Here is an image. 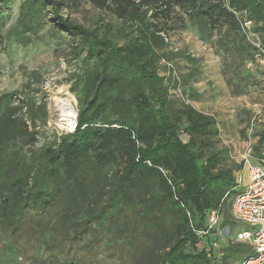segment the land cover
I'll list each match as a JSON object with an SVG mask.
<instances>
[{"label":"trees","instance_id":"16d2710c","mask_svg":"<svg viewBox=\"0 0 264 264\" xmlns=\"http://www.w3.org/2000/svg\"><path fill=\"white\" fill-rule=\"evenodd\" d=\"M13 1L0 0V14ZM90 1L111 11L122 27L114 31L72 21L68 11L80 0H21L17 25L8 33L24 47L48 23L68 36L79 60L69 78L78 112L74 131L26 150L39 135L28 123L36 129L46 117L44 106L22 100L12 107L17 93L0 97L1 229L18 232L32 214L58 209L70 240L94 236L91 244L130 252L134 264H242L253 258V248L232 240L213 248L217 231L227 228L235 239L247 228L231 215L242 166H229L228 148L218 147L216 116L187 103L202 101L203 95L171 93L159 73V50L167 46L161 34L171 28L169 19L177 9L202 18L212 29L227 26L239 37L241 58L249 48L232 10L247 11L264 49V0ZM257 148L263 149L262 159L264 131ZM214 211L221 223L208 231Z\"/></svg>","mask_w":264,"mask_h":264},{"label":"rangeland","instance_id":"374dc122","mask_svg":"<svg viewBox=\"0 0 264 264\" xmlns=\"http://www.w3.org/2000/svg\"><path fill=\"white\" fill-rule=\"evenodd\" d=\"M213 1L228 4V0ZM20 3L21 0H14L0 14V97L17 93L12 97V107L19 106L22 100L28 104L33 102L36 107L44 106L46 117L36 122V129L28 123L29 130L39 135L38 142L27 150L38 149L74 128L62 122L57 104L69 103L74 107L75 124L78 103L70 92L69 78L78 71L79 60L72 54V41L68 36L57 33L49 23L28 47L8 39V33L17 25ZM68 14L72 21L86 26H110L114 31L122 27V21L111 11L96 8L90 0H80ZM151 15L152 12L148 17ZM151 21L157 22L153 18ZM169 22L171 28L161 34L167 46L159 50L162 55L159 73L171 93L180 96L195 91L203 95L199 102L184 98L189 99L187 103L196 110L216 116L220 130L218 147L228 148L229 166H241L240 160L249 144L255 163L263 164L264 157H259L263 149L257 150L259 135L264 131V55L256 51L258 35L253 31L251 35L240 31L249 48L248 55L241 58L242 54L236 49L239 37L227 26L212 29L202 18L178 9ZM176 27L181 29H174ZM195 69L199 70L195 78L191 83H184L186 76ZM198 77L201 79L195 81ZM175 85L177 91L173 89ZM261 111L259 120L255 119ZM24 112L23 108L18 114ZM181 138L189 141L185 134ZM244 179L246 181V176ZM1 228L0 264H134L130 252L109 250L101 243L91 244L94 236L87 235L78 242L70 240L71 235L61 225L58 209L32 214L18 232ZM228 230L212 234L211 242L217 244L216 250L230 240L238 244L233 234L226 236Z\"/></svg>","mask_w":264,"mask_h":264},{"label":"built area","instance_id":"2783aa9c","mask_svg":"<svg viewBox=\"0 0 264 264\" xmlns=\"http://www.w3.org/2000/svg\"><path fill=\"white\" fill-rule=\"evenodd\" d=\"M232 12L241 24V31L245 35L249 32L248 35L253 34L254 23L248 19V12L238 13L234 10ZM256 47V51L264 55L259 37ZM262 112L257 113L255 119L259 120L258 118ZM75 128L76 122L71 132ZM240 161L243 168L238 176L237 188H240V190L232 203L231 215L236 223L247 226V228L236 234L235 242L249 245L255 252L253 258L244 261L242 264H264V160L261 161L263 164L255 163L256 160L252 156V149L249 144ZM220 223L221 218L218 212H212L208 231L218 229ZM208 231L202 235H206ZM228 234L229 231H227L226 236ZM216 246V243L213 244V248H216Z\"/></svg>","mask_w":264,"mask_h":264},{"label":"bare ground","instance_id":"6f19581e","mask_svg":"<svg viewBox=\"0 0 264 264\" xmlns=\"http://www.w3.org/2000/svg\"><path fill=\"white\" fill-rule=\"evenodd\" d=\"M60 111V117L65 126L75 125L73 122L76 118V113L74 107L69 103H59L57 104ZM71 128V127H70Z\"/></svg>","mask_w":264,"mask_h":264}]
</instances>
